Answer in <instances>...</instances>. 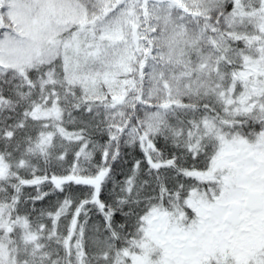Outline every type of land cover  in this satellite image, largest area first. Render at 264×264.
I'll return each mask as SVG.
<instances>
[{
	"label": "snow or ice",
	"instance_id": "1",
	"mask_svg": "<svg viewBox=\"0 0 264 264\" xmlns=\"http://www.w3.org/2000/svg\"><path fill=\"white\" fill-rule=\"evenodd\" d=\"M0 264H264V0H0Z\"/></svg>",
	"mask_w": 264,
	"mask_h": 264
}]
</instances>
